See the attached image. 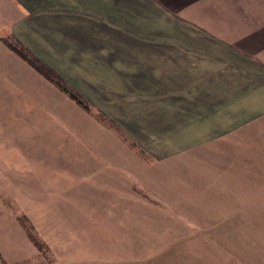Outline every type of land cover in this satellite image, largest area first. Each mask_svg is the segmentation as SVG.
<instances>
[{
    "label": "crops",
    "instance_id": "0c3cea01",
    "mask_svg": "<svg viewBox=\"0 0 264 264\" xmlns=\"http://www.w3.org/2000/svg\"><path fill=\"white\" fill-rule=\"evenodd\" d=\"M0 1L7 32L94 112L81 111L88 137L110 131L89 145L103 146L87 150L93 166H79L104 187L118 170L114 132L143 154L139 182L186 181L183 169L215 155L220 179L264 173V0Z\"/></svg>",
    "mask_w": 264,
    "mask_h": 264
},
{
    "label": "rangeland",
    "instance_id": "374dc122",
    "mask_svg": "<svg viewBox=\"0 0 264 264\" xmlns=\"http://www.w3.org/2000/svg\"><path fill=\"white\" fill-rule=\"evenodd\" d=\"M59 91L0 41V264H264V173L220 179L215 155L186 181L139 182L143 154L114 132L104 187L79 170L103 147L89 146L93 124Z\"/></svg>",
    "mask_w": 264,
    "mask_h": 264
},
{
    "label": "trees",
    "instance_id": "16d2710c",
    "mask_svg": "<svg viewBox=\"0 0 264 264\" xmlns=\"http://www.w3.org/2000/svg\"><path fill=\"white\" fill-rule=\"evenodd\" d=\"M0 41L11 52H13L20 59L26 62L28 66L32 68L36 73H38L52 85L56 86L62 94L66 95L84 111H87L88 107L85 105V102L83 101L80 94L66 85V83L51 68H49L40 59H38L30 50H28L24 45L18 42V40H16L12 35H0Z\"/></svg>",
    "mask_w": 264,
    "mask_h": 264
}]
</instances>
